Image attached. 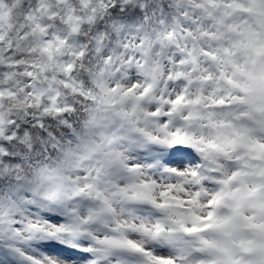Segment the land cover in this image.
I'll return each mask as SVG.
<instances>
[{
    "label": "snow or ice",
    "instance_id": "snow-or-ice-1",
    "mask_svg": "<svg viewBox=\"0 0 264 264\" xmlns=\"http://www.w3.org/2000/svg\"><path fill=\"white\" fill-rule=\"evenodd\" d=\"M0 264H264V0H0Z\"/></svg>",
    "mask_w": 264,
    "mask_h": 264
}]
</instances>
